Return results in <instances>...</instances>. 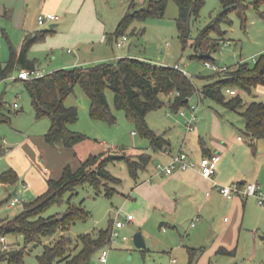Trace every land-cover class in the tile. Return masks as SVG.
I'll return each instance as SVG.
<instances>
[{
    "label": "rangeland",
    "instance_id": "374dc122",
    "mask_svg": "<svg viewBox=\"0 0 264 264\" xmlns=\"http://www.w3.org/2000/svg\"><path fill=\"white\" fill-rule=\"evenodd\" d=\"M148 1L97 0L98 10L107 23L108 31L111 32L109 41L104 44V49H101L98 54L105 57L109 55L112 58L131 55L160 65L179 64L198 87L219 77V74L223 72L219 73L209 68L204 59L196 56L195 48L192 46L193 39L189 40L186 47L183 46L177 24L180 6L176 0H168L162 16H150L144 20L135 19L126 30L127 42L122 46L117 44L116 40L121 35L111 37L117 24L130 8L144 7ZM254 1L244 0L248 7L242 13L239 9L230 11V21L222 23L223 36L220 39V48L212 53L213 61L219 66L235 68L245 61L254 64L253 58L259 59L264 54V3L256 6ZM223 9L221 0H205L200 15L192 22V37H196ZM4 26L0 22L1 61L8 60L11 56L10 43L3 32ZM49 26L50 23L42 25L44 29H48ZM212 34L217 35L214 32ZM13 40L14 45L18 47V40ZM84 51L87 55L93 54L90 47ZM78 53L79 50L74 47L61 48L55 53L42 55L30 52L32 56H38L39 65L36 67L41 68L44 74L52 71L60 63H70ZM108 59L85 62L83 66L94 65ZM19 70L15 69L7 78L0 81V99L6 102V114L10 118V121L0 123V142L5 147V151L0 152V172L10 167L17 172L19 168L24 171V167L30 163L40 172L46 165V150L36 148L34 152L29 147L21 149L20 141L31 136L38 138L37 140L41 138L45 142L44 133L51 122L46 116L37 118L30 93L24 82L12 78V76H18ZM236 90L243 97L245 104L254 100L264 102V84L253 86L251 91L240 87H236ZM106 94L116 117L115 121L92 116L91 99L79 84L66 98V104L77 106L79 111V118L69 124L70 129L87 135L86 139L78 144V154L87 158L91 153L109 151L120 154L126 152L137 157L144 151L152 155L151 160L146 169L139 171L138 177L130 173L125 161L117 158L111 160L108 168L120 178V181H108L101 184V191L89 182H85L77 186V192L71 199L68 193L61 204L52 205L46 214L64 213L69 205L77 204L89 215L86 219L71 222L65 230L59 228L53 235L46 236L47 241L28 245L24 255L25 264H39L38 255L42 253L44 243L55 241L64 232L74 239L82 233L96 234L100 228L108 227L111 220L125 221L129 213L137 214L138 218L135 222H127L120 229L121 236L125 235L128 239L120 243L112 242L106 246L109 251L107 264H189L188 246L203 248L200 260L196 264H264V204H259L255 196L244 198L247 202L240 206L237 216L225 209L226 205L215 207L212 204L214 208L212 210L211 207L207 208L206 211H202V214L200 212L192 214L188 210L181 213L179 208L178 217L172 220L176 226L166 224L165 229L160 227V222L166 219L163 215L166 210L164 208H161V211L156 210V204H152L148 210L149 204L141 201L135 192L137 184L142 181L147 170L159 162L158 152L152 149L149 139L140 134L135 122L128 117L126 111L116 107L113 89L107 87ZM227 94L231 96L230 93ZM165 100L168 101V97H165ZM14 101L18 102V106L13 105ZM189 101L190 105H198L200 120H207V117L203 115L208 111H219L224 121L232 119L236 123L231 125L234 134H241L248 138L240 110L229 109L210 97H201L198 93H195ZM188 107L181 108L189 112ZM221 117L219 118L222 121ZM146 119L151 128L163 134H168L170 131L174 133V127L179 126L177 124H185V116L180 115L168 105L151 110ZM26 151L29 153L27 154ZM107 187L113 188V195L106 194ZM15 188L18 190L16 194L13 193ZM262 188L264 191V185ZM36 195L33 188L25 187L21 177L16 183H3L0 179V219L15 217L23 210L25 202L33 200ZM12 197H18L21 201L12 205ZM141 208H144L146 218L142 217ZM139 230L142 231L149 250L136 246L134 235ZM7 239L10 246L14 247L16 241H22V236L9 234ZM221 244L230 245V251L234 254L218 253ZM101 250L102 248L92 255L88 264H97Z\"/></svg>",
    "mask_w": 264,
    "mask_h": 264
},
{
    "label": "trees",
    "instance_id": "16d2710c",
    "mask_svg": "<svg viewBox=\"0 0 264 264\" xmlns=\"http://www.w3.org/2000/svg\"><path fill=\"white\" fill-rule=\"evenodd\" d=\"M176 1L180 6L177 24L183 46L186 47L189 40L193 39L192 46L195 48L196 56L210 61H213V57H202L200 53L217 51L223 36L221 26L223 22L230 21V11L239 9L242 13L248 7L244 0H221L224 9L193 38L191 25L200 15L205 0ZM167 3L168 0H149L144 7L133 6L120 20L111 37L126 33L135 19L162 16ZM261 3H264V0L254 1L256 6ZM49 30L40 29L34 34H27L20 47L11 44L10 58L5 62L0 60V81L7 78L15 69L36 67L35 61L28 59L27 53ZM213 32L217 35L214 36ZM254 62L250 64L245 61L235 68L228 67L225 71H217L223 73L202 87H198L182 68L160 65L132 56L108 59L89 66L62 67L39 77L15 80L24 82L37 118L49 117L50 127L44 136L46 141L52 144L62 141L71 147L87 137L86 134L69 127L70 123L78 120L79 111L77 106L67 105L66 98L79 84L91 99L92 116L115 121L116 117L106 94V88H112L116 107L126 111L140 134L148 138L155 149L169 148L170 140L165 134L149 126L146 119L148 112L164 105H168L174 111L183 106H190L189 100L195 93L201 97H210L229 109L240 110L245 121L246 133L251 138L250 143L255 151L254 139L264 138V102L254 100L245 104L239 92L232 94L227 91V88L236 87L251 91L253 86L264 84V54ZM177 91H180V94H176ZM227 93L231 96L229 97ZM165 97H168V101ZM5 109L6 102L0 99V123L10 121ZM2 151H5V147L0 142V152ZM151 157L149 152H142L135 157L126 152L112 156L109 151H103L91 153L76 169L67 164L61 177L49 178L47 190L33 200L25 202L23 210L18 215L0 219V237L9 234L22 236L21 242L16 241V245L7 250L1 248L0 240V264H25L24 255L28 245L42 243L46 236L53 235L59 228L65 230L71 222L86 219L89 214L77 204L69 205L64 213L46 214V211L52 205L61 204L68 193L71 199L77 192V186L85 182L101 191V184L120 181V178L108 168L111 160L117 158L125 161L130 173L138 177L139 171L147 167ZM0 179L6 183H16L19 175L15 169L9 168L0 172ZM113 193V188L107 187L106 194L111 196ZM112 228L113 220L108 227L100 228L96 234L82 233L76 239L64 232L55 241L44 243V249L38 255L39 264H88L97 250L110 244ZM198 251L199 249L189 248L190 263L194 261Z\"/></svg>",
    "mask_w": 264,
    "mask_h": 264
},
{
    "label": "crops",
    "instance_id": "0c3cea01",
    "mask_svg": "<svg viewBox=\"0 0 264 264\" xmlns=\"http://www.w3.org/2000/svg\"><path fill=\"white\" fill-rule=\"evenodd\" d=\"M48 12L58 14L59 18L50 22L48 28L50 30L47 34L43 39L35 42L28 51V59L34 60L35 66L39 65V58L37 55L32 56L30 52H37L42 55L50 52L55 53L57 50L66 47L68 49L77 48L79 53L70 63H60L52 70L68 65L80 66L85 62L102 60L103 58L113 59L112 56L106 55L108 57H105L98 54L101 49H104V44L109 41L111 32L108 31L107 23L98 10L97 0H0V22L5 25L3 32L9 40L10 48L11 44L14 45L13 39L18 40V47H20L27 34H34L38 30L44 29L38 20L36 21V16L38 18L39 14ZM52 24L53 27H51ZM87 47L92 50V55L85 53L84 50ZM212 111L203 115L207 117V120H200L201 117L199 116L194 129L189 130L185 124L181 123L174 127V133L170 131L165 136L170 140L169 148L173 151L184 148L197 158L206 154L218 153L220 155L218 169L213 178L203 176L196 168L175 170L171 174H164L158 172L156 164H154L147 170L142 181L137 184L136 195L141 198V201L149 204L148 210L152 204L157 205L156 210L160 209L161 211V208L166 210L163 213L166 219L160 222V227H164V229L166 224L176 226L172 220L178 217L177 210L179 208H181V213L188 210L192 214L198 212L202 214V211H206L207 208L211 207L212 210L214 205L215 207L226 205L225 209L237 216L240 206L246 204L247 200L244 198L247 197L240 195L225 196L214 187L215 181L221 184H230L234 181H251L264 185V138L254 139L256 144L254 151L250 137L246 138L241 134L232 132L231 125H236L232 119L224 121L221 112ZM219 117L222 118V121ZM37 139L31 136L23 138L20 141V148L29 147L34 152L36 148L46 150V165L43 171L39 172L30 163L24 167V171L19 168L17 172L19 178L21 177L25 182V187L33 188L36 196L47 190L49 178L61 177L67 164H71L76 169L85 159L84 156L78 154L79 143L68 147L62 141L55 144L49 143L45 136V142L41 138H39L40 140ZM151 147L158 152L159 162L166 163L169 161L170 156L166 153L167 148L155 149L152 145ZM26 153L29 152L26 151ZM28 156L30 157V155ZM17 191L15 188L13 193L16 194ZM210 204L214 205L211 206ZM144 208H141L142 217L146 218ZM147 212L150 213L151 211ZM135 215V219L131 222L137 220L138 215ZM44 241L47 240L44 239ZM226 245L221 244L217 252L233 253L230 251V245ZM190 247L199 249L192 263H190ZM202 253L203 248L188 246L189 264H196Z\"/></svg>",
    "mask_w": 264,
    "mask_h": 264
},
{
    "label": "built area",
    "instance_id": "2783aa9c",
    "mask_svg": "<svg viewBox=\"0 0 264 264\" xmlns=\"http://www.w3.org/2000/svg\"><path fill=\"white\" fill-rule=\"evenodd\" d=\"M59 18L58 14H55L53 12L48 13H41L38 15V22L40 25H44L46 23L53 22ZM128 40L127 33L122 34L120 37H118L117 44L119 46L124 45ZM256 60V57L253 58ZM206 65L209 68L214 69L215 71H225L228 69L227 66H219V64L210 61L205 60ZM176 67L182 68L181 65L177 64ZM185 71V70H184ZM186 72V71H185ZM44 75V72L41 68L35 67V68H20L18 76L14 77L13 79L19 78V79H31L35 77H39ZM227 91L236 94L237 90L234 88H227ZM176 94H180V91L175 92ZM14 106H18V102L14 101ZM188 110L184 108H180L177 110L180 115L185 116V125L187 129L191 130L195 128V124L198 119V105L191 104ZM166 153L170 156V159L168 162H158L156 164V169L160 173L164 174H171L175 170H186L189 168H196L200 171V173L207 177V178H213L214 175L217 172L218 169V162L220 155L218 153H214L211 155H205L201 158H197L194 155H192L188 150L184 148H180L176 151H173L170 148L166 149ZM214 187L221 192L223 195L232 197L235 195H240L243 197L248 196H255L257 198V201L259 204H264V191L260 183L258 182H244L240 183V181H234L230 184H221L217 181L214 183ZM21 201L18 197H12L11 204L14 205ZM135 219L134 214L129 213L125 219V221L122 220H115L113 228L111 230V242L119 243L121 240H126L127 236H121L120 229L127 223L131 222ZM1 240V248L4 250L10 249V242L7 239L6 235H3L0 237ZM108 248L105 246L102 248L100 255L97 259V264H107L108 262Z\"/></svg>",
    "mask_w": 264,
    "mask_h": 264
},
{
    "label": "water",
    "instance_id": "95a60500",
    "mask_svg": "<svg viewBox=\"0 0 264 264\" xmlns=\"http://www.w3.org/2000/svg\"><path fill=\"white\" fill-rule=\"evenodd\" d=\"M51 27H53V24L51 25ZM200 56L202 57H212V53L211 52H201ZM80 102H82V99H80ZM112 156H119L121 155L120 153H111ZM63 216V214H61V217ZM134 242L136 244L137 247L139 248H144L146 247L147 243L145 240V237L142 233V231H137L134 235Z\"/></svg>",
    "mask_w": 264,
    "mask_h": 264
}]
</instances>
